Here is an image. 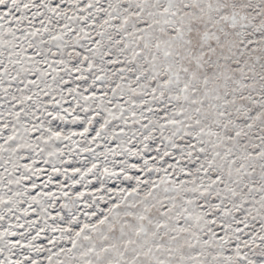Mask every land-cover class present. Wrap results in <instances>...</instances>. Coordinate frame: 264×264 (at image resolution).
<instances>
[{
  "label": "snow or ice",
  "instance_id": "snow-or-ice-1",
  "mask_svg": "<svg viewBox=\"0 0 264 264\" xmlns=\"http://www.w3.org/2000/svg\"><path fill=\"white\" fill-rule=\"evenodd\" d=\"M0 264H264V0H0Z\"/></svg>",
  "mask_w": 264,
  "mask_h": 264
}]
</instances>
